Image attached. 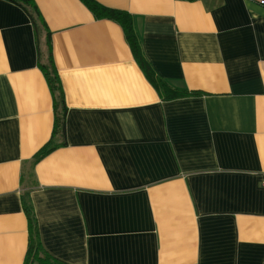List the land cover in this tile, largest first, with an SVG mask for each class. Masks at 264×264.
I'll list each match as a JSON object with an SVG mask.
<instances>
[{
	"label": "crops",
	"instance_id": "0c3cea01",
	"mask_svg": "<svg viewBox=\"0 0 264 264\" xmlns=\"http://www.w3.org/2000/svg\"><path fill=\"white\" fill-rule=\"evenodd\" d=\"M95 1L129 14L154 80L187 93L164 98L121 24L81 0H0V264H24V195L65 264H264V4Z\"/></svg>",
	"mask_w": 264,
	"mask_h": 264
},
{
	"label": "trees",
	"instance_id": "16d2710c",
	"mask_svg": "<svg viewBox=\"0 0 264 264\" xmlns=\"http://www.w3.org/2000/svg\"><path fill=\"white\" fill-rule=\"evenodd\" d=\"M14 2L21 3V1L26 2L27 0H13ZM93 13L96 17L109 18L119 22L122 26V29L125 34V38L127 39L131 50L135 57L137 58V62L139 63L141 69L143 70L145 76L153 83L165 92L164 98H175L180 97L186 94V91H179L173 89L166 84L160 82L159 80H154V72L152 68L149 66L148 62L140 55V47L137 33L135 32L132 19L130 15L124 11L107 8L95 0H81ZM35 7V6H34ZM32 16V15H31ZM35 17L32 16V21L36 29V23L40 21L38 15L35 13ZM43 23V22H42ZM47 43V59L44 63L40 64V68L44 74L47 85L52 95L53 99V107L55 112L54 119V129L53 132H64V114L66 111L63 90L61 87L60 79L57 74L56 68L54 66L53 58H52V50L49 35L46 38ZM55 147V144L52 142V139L49 140L35 155L34 160L39 159L44 154L48 153ZM23 210L27 217L28 221V230H29V239H28V248L24 260V264H65L45 253L41 247L39 241V235L36 225V219L34 216L33 208L30 200L25 195L22 199Z\"/></svg>",
	"mask_w": 264,
	"mask_h": 264
},
{
	"label": "built area",
	"instance_id": "2783aa9c",
	"mask_svg": "<svg viewBox=\"0 0 264 264\" xmlns=\"http://www.w3.org/2000/svg\"><path fill=\"white\" fill-rule=\"evenodd\" d=\"M260 3L264 4V0H259Z\"/></svg>",
	"mask_w": 264,
	"mask_h": 264
}]
</instances>
